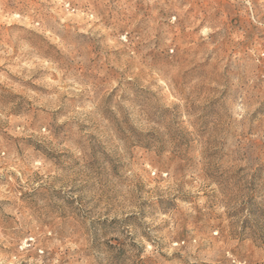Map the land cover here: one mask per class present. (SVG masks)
Masks as SVG:
<instances>
[{
	"label": "rangeland",
	"instance_id": "obj_1",
	"mask_svg": "<svg viewBox=\"0 0 264 264\" xmlns=\"http://www.w3.org/2000/svg\"><path fill=\"white\" fill-rule=\"evenodd\" d=\"M0 264H264V0H0Z\"/></svg>",
	"mask_w": 264,
	"mask_h": 264
}]
</instances>
